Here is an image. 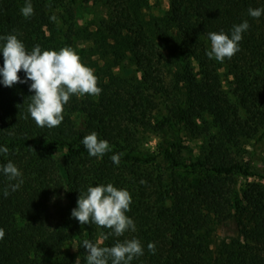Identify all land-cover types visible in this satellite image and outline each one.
Returning a JSON list of instances; mask_svg holds the SVG:
<instances>
[{
  "label": "trees",
  "instance_id": "trees-1",
  "mask_svg": "<svg viewBox=\"0 0 264 264\" xmlns=\"http://www.w3.org/2000/svg\"><path fill=\"white\" fill-rule=\"evenodd\" d=\"M90 1L68 0L66 11L56 6L68 15L58 26L51 19L52 0H31L34 13L28 18L21 14L26 0H0V37L16 35L29 52L36 45L56 51L68 46L79 56L84 49L76 41L90 43L97 55L90 62L102 89L90 100L71 96L62 123L48 128L38 127L27 111L34 95L29 91L31 81L12 87L0 83V147L9 149L0 153V166L11 161L22 173L9 181L0 171V228L5 232L0 264H86L82 242L96 243L111 230L94 223L81 225L71 211L77 207L79 192L109 183L130 193L126 215L136 230L110 235L100 246L138 239L143 255L130 264H264V185L227 196L229 184L235 185L238 177L264 181V161L261 172H256L229 155L238 139L252 138L264 127V13L258 19L248 14L249 8L264 9V0H168L167 12L145 26L128 14L121 0H107L115 14L98 22L94 30L78 27L74 20L73 7ZM245 20L249 28L242 33L240 50L224 60L234 105L221 89L204 39L213 31L230 35L233 26ZM179 54L195 60L199 71L194 72L191 62L180 60ZM125 62L140 73L134 83L112 72ZM18 75L25 78L23 71ZM160 101L165 114L152 120ZM131 126L157 135L156 154L122 145ZM93 131L109 143L110 151L102 157L89 156L82 144ZM179 131L204 139L205 149L197 160L187 163L176 158L175 143L166 136ZM62 149L65 155L60 161L54 154ZM113 154H120L119 165L111 160ZM158 156L172 171L191 170L199 180L189 184L172 173L166 182L162 173L140 171ZM20 179L19 189L11 191L8 186ZM223 213L236 236L214 252L208 215ZM55 215L61 223L53 222ZM150 242L155 254L148 250Z\"/></svg>",
  "mask_w": 264,
  "mask_h": 264
},
{
  "label": "clouds",
  "instance_id": "clouds-1",
  "mask_svg": "<svg viewBox=\"0 0 264 264\" xmlns=\"http://www.w3.org/2000/svg\"><path fill=\"white\" fill-rule=\"evenodd\" d=\"M34 13L31 0H26L21 8V14L28 18ZM264 9L249 8L248 14L258 19ZM55 20V17H51ZM249 24L247 20L234 25L231 34L223 31L209 32L208 39L211 48L206 55L219 62L231 59L240 49L239 42L242 33L247 31ZM4 41L0 45V53L3 55V67H0V83L5 87H12L17 83H28L31 81L29 91L34 92L30 96L27 111L38 127L54 128L63 121L64 105L69 102L71 96L84 95L98 96L102 89L98 87V77L94 75L91 68L85 66L79 55L71 47H63L56 50H42L36 45L30 52L25 45L14 34L0 37ZM21 71L25 73L22 80L18 75ZM82 144L89 156L102 157L110 151L109 143L99 139L96 132L87 134L82 139ZM7 147H0V153L7 154ZM111 160L119 165L120 154H113ZM0 171L7 176L9 181L22 177V173L9 161L0 166ZM23 180L19 183L10 184L11 191L19 189ZM8 188L4 190V196L9 195ZM132 198L126 189H118L111 183L98 186H89L85 192H79L77 207L72 209L71 216L78 220L81 225L94 223L99 227L111 230L103 235L99 241L93 243L84 240L82 246L86 250V264H130L133 258L143 255V248L138 239H125L117 241L113 246H100L103 240L110 235L123 236L125 232L135 231L134 221L126 215L130 211ZM5 232L0 228V239ZM148 250L155 254V244L149 243ZM77 261V260H76Z\"/></svg>",
  "mask_w": 264,
  "mask_h": 264
},
{
  "label": "rangeland",
  "instance_id": "rangeland-1",
  "mask_svg": "<svg viewBox=\"0 0 264 264\" xmlns=\"http://www.w3.org/2000/svg\"><path fill=\"white\" fill-rule=\"evenodd\" d=\"M123 6L127 8V12L130 16L137 19L141 24L151 23L154 18L161 17L164 15L169 7L168 0H121ZM52 6L54 8L50 9L52 16L55 17V22L58 26L64 23L67 18V13L62 12L61 8L56 6H61L62 10L69 8L70 4L68 0H52ZM75 12L74 20L76 26L85 27L89 30H94L97 26V23L113 17L115 11L113 6L108 4L107 0H91L87 4H77L73 7ZM67 15V16H66ZM262 35L264 36V26ZM76 45L79 49H84L83 56H79L81 62L91 68L94 71V66L90 60H96L97 55L94 53L90 43H83L82 41H76ZM204 45L206 52L211 48V42L209 39H204ZM178 58L184 62L190 61L191 66L193 67L194 72L199 71L198 64L193 59H188L186 54H179ZM216 67V72L219 76V81L221 84V89L226 93L229 100L236 105L235 98L231 95L228 82L231 80V77L227 74V68L224 62H219L215 58H209ZM99 64L101 62H98ZM125 70V72H123ZM114 74L123 75L131 83L136 82L140 79V73L136 71V68L130 64V62L123 63L120 67L116 66L112 69ZM78 97V96H77ZM81 100H90L94 99V96L84 95L78 97ZM163 103L161 101L158 104V107L153 110L150 117L152 120H158L164 115ZM239 115L244 117L242 110H239ZM205 121L208 123L211 122V118L204 116ZM210 125V124H209ZM131 135L127 141L123 142V146L126 148H133L136 151H139L143 154L157 153V145L159 143V138L157 135L151 132H147L140 127L131 126L130 127ZM168 141H173L175 143V148L173 152L178 160L184 162H193L202 156V152L205 149V141L203 138H195L188 136L185 131H179V133H169L166 136ZM229 155L233 158L234 161L239 163H249L250 166L256 172H261L262 161H264V127H261L256 135L252 138H240L236 141L235 144L230 146ZM65 155V150H59L54 154V158L57 160H62ZM142 173L152 174L157 176L159 173H162L166 176V182L171 181L173 174L179 179L187 182L189 184L196 183L200 176L198 173H195L191 170H174L172 171L168 167V163L163 162L161 156H158L156 162L153 165L140 168ZM144 171V172H143ZM173 173V174H172ZM257 185H264L258 177L251 178H242L238 177L236 179L235 185L229 184V189L227 196L233 194V191H253L254 187ZM67 204H70V201H67ZM228 207V205H226ZM230 208V207H229ZM226 214L216 217L213 214L208 215L209 222V239L211 240L210 247L214 252H217L223 241L228 242L231 238L236 236V231L233 226L230 224L228 219H223ZM58 221L61 223V219L58 218V215H55L53 222Z\"/></svg>",
  "mask_w": 264,
  "mask_h": 264
}]
</instances>
